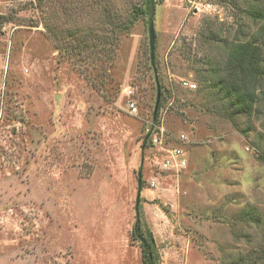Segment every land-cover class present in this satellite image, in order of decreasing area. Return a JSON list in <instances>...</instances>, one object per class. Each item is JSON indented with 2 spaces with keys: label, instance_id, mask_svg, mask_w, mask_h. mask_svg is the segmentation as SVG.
Listing matches in <instances>:
<instances>
[{
  "label": "rangeland",
  "instance_id": "374dc122",
  "mask_svg": "<svg viewBox=\"0 0 264 264\" xmlns=\"http://www.w3.org/2000/svg\"><path fill=\"white\" fill-rule=\"evenodd\" d=\"M65 1L0 0V264H141L129 239L137 199L159 264H264V141L256 149L252 135L218 116L216 99L201 92L194 73L224 54L204 46L201 24L234 34L239 20L231 7L217 0L156 7L154 57L165 91L154 123L146 21L119 37L115 58L95 73L69 51L71 41L61 39L60 52L48 37L49 25L65 30L72 22ZM102 1L123 20L140 0ZM77 11L72 16L85 25L99 21ZM125 90L136 116L127 112ZM156 127L185 151L179 174L154 171L155 150L144 142L145 130ZM242 210L261 223L240 220Z\"/></svg>",
  "mask_w": 264,
  "mask_h": 264
},
{
  "label": "trees",
  "instance_id": "16d2710c",
  "mask_svg": "<svg viewBox=\"0 0 264 264\" xmlns=\"http://www.w3.org/2000/svg\"><path fill=\"white\" fill-rule=\"evenodd\" d=\"M164 1L140 0L132 3L128 15L123 20L112 12L106 1L92 0L88 5H81L80 1H65L63 9L72 22H67L65 30L59 29L57 24L49 25L47 34L60 52L62 48L58 42L61 39L71 41L69 51L75 56L86 57L81 62L86 63L91 71L99 73L115 58L119 37L127 34L139 19L146 21L147 24L154 23L156 7L162 5ZM217 3L231 7L239 20L238 28L234 34L230 31L227 36L222 37L221 33L224 30L221 31V27L215 29L209 23L201 24L198 34L203 38L204 46L219 45L223 48L224 54L215 57L213 62L207 59L208 70L196 69L194 71L196 81L201 84V92H209L216 99L215 113L229 121L233 129L244 137L252 135L251 144L261 151L264 132L257 131L255 124L264 125V0H217ZM77 10L86 17L99 21L96 20L93 26L85 25L72 16L78 13ZM3 20L11 22L8 18ZM106 44L110 45L107 50H98ZM149 65L156 80V90L159 92L157 110L153 116V122L156 123L158 110L164 102L165 90L157 76L155 57L152 62L149 59ZM147 140L146 135L144 142L146 145ZM258 159L264 162V156L260 155ZM141 188L142 181L138 192ZM140 205V200L137 199L134 206L135 220L129 239L130 242L138 244L141 264H159L157 247L144 221ZM241 216L242 221L257 225L261 223L256 213L251 215L248 211L242 210ZM260 254L261 257L264 256V252ZM253 260L257 261L259 257L256 256ZM247 262V259L245 261L237 258L231 264H249Z\"/></svg>",
  "mask_w": 264,
  "mask_h": 264
},
{
  "label": "built area",
  "instance_id": "2783aa9c",
  "mask_svg": "<svg viewBox=\"0 0 264 264\" xmlns=\"http://www.w3.org/2000/svg\"><path fill=\"white\" fill-rule=\"evenodd\" d=\"M206 11H213L216 13V7L211 4L203 5ZM196 11L200 9L198 7H194ZM182 86L189 90L193 91L196 89V85L182 81ZM125 95L128 98L126 107L129 115L136 116L137 115V105L131 99L132 92L130 90H125ZM156 131H153V128H149L145 130V134L148 137L147 143L148 147L155 150V161L153 164V168L155 173L162 176L165 173H175L179 174L181 171L186 168V156L185 151L182 147H171L167 144L164 138V130L162 127H156ZM185 137L180 136L179 141L181 144L185 143ZM246 150H248L246 148ZM150 186H155V181L151 180Z\"/></svg>",
  "mask_w": 264,
  "mask_h": 264
},
{
  "label": "water",
  "instance_id": "95a60500",
  "mask_svg": "<svg viewBox=\"0 0 264 264\" xmlns=\"http://www.w3.org/2000/svg\"><path fill=\"white\" fill-rule=\"evenodd\" d=\"M154 36H155L154 24H153V22H150L148 24V46H149V59L151 62L154 60V51H155ZM158 96H159V92L157 91L156 103L158 102ZM140 182H141V173L138 172V187H140Z\"/></svg>",
  "mask_w": 264,
  "mask_h": 264
}]
</instances>
